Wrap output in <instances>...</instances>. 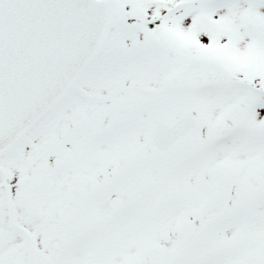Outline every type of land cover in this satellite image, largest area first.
I'll return each instance as SVG.
<instances>
[{
  "label": "snow or ice",
  "instance_id": "obj_1",
  "mask_svg": "<svg viewBox=\"0 0 264 264\" xmlns=\"http://www.w3.org/2000/svg\"><path fill=\"white\" fill-rule=\"evenodd\" d=\"M0 264H264V0H0Z\"/></svg>",
  "mask_w": 264,
  "mask_h": 264
}]
</instances>
